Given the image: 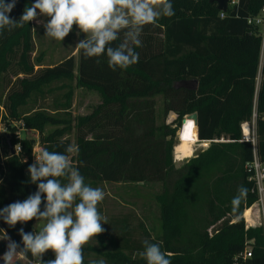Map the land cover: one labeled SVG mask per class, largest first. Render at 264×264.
<instances>
[{
  "label": "trees",
  "instance_id": "16d2710c",
  "mask_svg": "<svg viewBox=\"0 0 264 264\" xmlns=\"http://www.w3.org/2000/svg\"><path fill=\"white\" fill-rule=\"evenodd\" d=\"M34 2L18 0L10 16L18 20ZM171 2L175 14L144 27L143 47L136 49L139 62L124 70L113 71L103 56L99 63L95 57L86 58L81 49L77 75L73 54L36 70L43 53L33 57L34 21L0 35V123L5 122L9 131L3 154L0 148V208L37 190L27 171L37 141L27 132L39 135L41 149L64 152L75 131V150L68 155L85 183L162 184L156 196L162 233L155 239L143 230L145 239L169 254L171 264H264V229H246L242 219L256 202L245 170L254 147L243 141V124L255 121L256 151L264 162V56L261 36L248 24L264 0H240L224 18L210 0ZM77 88L95 92L100 102L91 113L74 117ZM51 96V104L45 103ZM157 96L162 97L163 114H175L176 127L156 125ZM194 113L197 123L187 117ZM185 117L193 121L195 137L186 139L183 126L177 158H188L199 141L212 142L176 168L175 134ZM12 121L25 125L23 138L16 137ZM17 144L22 151L12 153ZM181 146L189 152L183 153ZM241 186L247 196L233 210L232 200ZM36 221L42 220L10 227L0 219V229L20 243V228L37 232ZM128 225V217H122L109 233L96 237L99 245L109 244L111 250L84 245V264L94 260L89 251L106 264H147L138 255L143 240L132 239ZM7 243H0V256ZM247 247L252 257L244 260L240 255ZM54 258L51 250L42 257L45 262ZM27 259H33L30 253L17 255L13 264H28Z\"/></svg>",
  "mask_w": 264,
  "mask_h": 264
},
{
  "label": "clouds",
  "instance_id": "9594fccd",
  "mask_svg": "<svg viewBox=\"0 0 264 264\" xmlns=\"http://www.w3.org/2000/svg\"><path fill=\"white\" fill-rule=\"evenodd\" d=\"M17 2L0 0V35L45 17V36L62 42L75 25L77 35L85 34L75 45L83 56L95 57L97 63L100 57H106L113 71L139 62L136 49L143 47L141 35L145 26L175 14L171 0H35L17 20L10 16ZM116 41L120 42L114 45ZM73 151L71 145L64 152L42 149L27 170L37 190L23 201L0 208V219L10 227L33 219L45 222L38 232H25L21 227L20 243L0 229L3 233L0 240L8 242L7 250L0 256L4 264H13L14 257L29 253L34 264H84V245L105 232L103 224L108 222L98 210L105 192L85 183L69 160L68 154ZM247 191L243 186L238 188L232 200L233 210L246 198ZM142 244L139 255L147 264H171L169 254L159 244L149 239ZM49 250L55 258L45 262L43 254ZM89 264H106V261L94 259Z\"/></svg>",
  "mask_w": 264,
  "mask_h": 264
},
{
  "label": "rangeland",
  "instance_id": "374dc122",
  "mask_svg": "<svg viewBox=\"0 0 264 264\" xmlns=\"http://www.w3.org/2000/svg\"><path fill=\"white\" fill-rule=\"evenodd\" d=\"M45 17H39L37 20H34L35 24V47L38 49L39 55L41 52L44 53L43 61L45 67H50L55 65L59 60L64 58L66 55L72 53L74 54L77 51L75 46L79 40L85 38V34L80 33L77 35L78 29L74 25L73 31L61 42L54 39H51L45 36V29L43 24L45 23ZM264 56V49H263ZM77 57V56H76ZM263 61V57H262ZM76 73L78 72V59L76 61ZM10 79V78H9ZM259 88V81H258ZM3 86L0 88L2 92ZM73 96L72 104V113L74 117L81 115H87L92 112L93 108L98 105L100 98L95 92H89L83 89H75ZM53 96L49 97L45 103L52 102ZM156 125L163 126L169 125L171 128L176 127L174 121L176 119L175 114L170 113L167 116L163 114V100L161 96L156 97ZM12 127L16 130L14 131L17 138H23L25 134V125L22 124V121H12ZM22 125V126H21ZM249 131H255V121L248 123ZM51 128L48 126L47 129ZM183 126L181 125L176 130L175 134V145H174V161L176 168H180L186 161L190 158L195 157L200 151L204 149L205 143L199 141L193 145L191 155L183 160L177 158L176 147L180 143V137ZM8 128L5 125V122L0 123V148L1 153L4 151V144L8 141ZM243 135L245 130L242 128ZM28 136L35 137L37 143H39V135L36 132H27ZM76 132L73 131L68 138L71 141V145L75 150L76 143ZM19 145V144H17ZM16 145V146H17ZM183 153H188L189 149L186 146H181ZM14 148V147H13ZM105 192V199L98 205V209H101L100 213L106 217L107 222L103 224L105 229V234L111 231V226L120 221L122 217H128L129 219V229L132 233L135 241L145 240L144 230L146 229L152 238H157L161 235V221L159 216V207L156 201V196L162 192V184L160 182H142V183H131V182H103L99 186ZM253 220L256 224L260 223V219L255 211L252 213ZM44 221H36L35 227L36 231H40L44 225ZM96 238L88 243L92 247H97L102 251L111 250L113 247L109 245V240L106 241L108 246L103 247L96 243ZM4 240H0V243ZM140 252H138L139 255ZM89 258H103L102 256L97 255L94 251H89ZM17 258L14 257V260ZM24 262V261H23ZM0 264H4L3 260H0Z\"/></svg>",
  "mask_w": 264,
  "mask_h": 264
},
{
  "label": "built area",
  "instance_id": "2783aa9c",
  "mask_svg": "<svg viewBox=\"0 0 264 264\" xmlns=\"http://www.w3.org/2000/svg\"><path fill=\"white\" fill-rule=\"evenodd\" d=\"M240 0H228V10L233 9L235 6L239 4ZM227 12L220 11V17L224 18ZM248 24L251 25L254 29L258 30L259 35L261 36L262 40V53L264 49V6L261 8L260 12L256 16L249 17ZM263 56V54H262ZM22 126V125H21ZM217 141V140H214ZM243 141H248L253 144L254 147V155L251 161H248L245 164V170L247 173L248 182L252 184V193L256 195V202L246 209L242 215V219L245 223V228H257L262 227L264 229V162L260 159L257 151L256 145L257 140L255 136V131L252 129L249 131V135H243ZM206 142L203 146L204 149L208 148L212 141H201ZM202 144V143H201ZM41 147L39 143H36L34 150H33V159L32 163H34L35 156L38 155L41 151ZM22 151L21 146L17 145L13 148V153H20ZM258 215L260 219V223L256 224L253 220L252 213ZM252 248L247 247L244 252L240 255L243 257L244 260L252 257ZM28 264H34V260L27 259Z\"/></svg>",
  "mask_w": 264,
  "mask_h": 264
},
{
  "label": "water",
  "instance_id": "95a60500",
  "mask_svg": "<svg viewBox=\"0 0 264 264\" xmlns=\"http://www.w3.org/2000/svg\"><path fill=\"white\" fill-rule=\"evenodd\" d=\"M210 2L216 4L217 9H218L219 12H220V11H222V12H227V10H228V0H210ZM192 82H193V84H194L193 88H196V86H197V84H198L197 80H194V81H192ZM187 117H190V118L194 119L195 122L197 123V118H198V116H197L196 113H194V114H190V115H188ZM187 117H185V118L182 120V126L185 125V123H186V118H187ZM11 152L13 153V148H12V147H11Z\"/></svg>",
  "mask_w": 264,
  "mask_h": 264
},
{
  "label": "bare ground",
  "instance_id": "6f19581e",
  "mask_svg": "<svg viewBox=\"0 0 264 264\" xmlns=\"http://www.w3.org/2000/svg\"><path fill=\"white\" fill-rule=\"evenodd\" d=\"M189 124H191V128L188 127ZM242 127L245 130V134L248 136L249 135L248 123L243 124ZM184 137L188 140H191L195 137L193 121H186L184 125ZM201 143H206V142H201Z\"/></svg>",
  "mask_w": 264,
  "mask_h": 264
},
{
  "label": "crops",
  "instance_id": "0c3cea01",
  "mask_svg": "<svg viewBox=\"0 0 264 264\" xmlns=\"http://www.w3.org/2000/svg\"><path fill=\"white\" fill-rule=\"evenodd\" d=\"M35 25V24H34ZM35 27V26H34ZM34 35H35V29H34ZM79 49V48H78ZM78 49H77V51L73 54L74 56H75V59H76V61H77V59H78V57H76L77 56V53H78ZM38 54V49L35 47V51H34V53H33V57H35L36 55ZM43 55H44V53H43ZM68 55H72V53H70V54H68ZM68 55H66V56H68ZM65 56V57H66ZM63 59V58H62ZM61 59V60H62ZM60 61V60H59ZM58 61V62H59ZM44 63V61L42 60V65L41 66H39V65H37L36 67H35V69L36 70H38V69H40V68H44L45 67V65L43 64ZM76 70V69H75ZM75 74L77 75V73H76V71H75ZM243 128V127H242Z\"/></svg>",
  "mask_w": 264,
  "mask_h": 264
},
{
  "label": "snow or ice",
  "instance_id": "6c2138e0",
  "mask_svg": "<svg viewBox=\"0 0 264 264\" xmlns=\"http://www.w3.org/2000/svg\"><path fill=\"white\" fill-rule=\"evenodd\" d=\"M188 127L191 128V124H189Z\"/></svg>",
  "mask_w": 264,
  "mask_h": 264
}]
</instances>
